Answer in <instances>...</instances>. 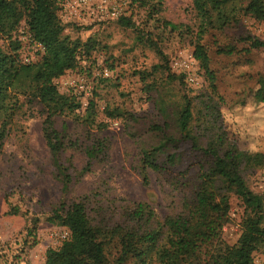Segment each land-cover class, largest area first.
<instances>
[{
	"label": "rangeland",
	"instance_id": "374dc122",
	"mask_svg": "<svg viewBox=\"0 0 264 264\" xmlns=\"http://www.w3.org/2000/svg\"><path fill=\"white\" fill-rule=\"evenodd\" d=\"M116 3L123 16L135 13L133 20L139 29L122 26L119 18L109 15L65 23L59 10L66 26L64 35L82 42L90 37L96 41V51L89 61L83 62L82 69L67 72L55 81L60 93L73 95L80 103L76 112L57 117L55 124L65 137L67 148L61 154V161L71 182H65L46 144L41 106L20 114L0 156V264H45L46 250L51 247L66 254L89 252L91 241L81 236L80 230L45 220L65 201L90 197L92 211L103 208L100 219L110 213L109 206L124 200L146 202L160 218L178 213L185 193L174 177H179V170L198 167L204 161L203 153L193 151L188 142L179 139L177 123L186 96L193 101L195 117L204 103L218 104L219 124L229 141L240 150L264 153V103H258L254 97L258 79L264 76V50L252 49L250 53L242 51L231 56L217 54V46L229 43L239 50L250 48L249 43L237 42L241 37L264 40V21L242 16L237 25L223 31L212 30L206 36L204 42L209 47L211 70L216 75L217 96L211 93L198 61L189 69L174 67L176 60L190 57L194 49L165 23L196 27L199 17L191 0H163L155 19L146 18L144 11L135 12L129 0H116ZM22 31L25 41L20 53L34 52L33 43L27 40L33 35L27 21L21 24L17 36ZM148 31L160 33L161 37L154 36V40L158 39L166 59L148 40ZM169 71L185 74V84L171 81ZM189 76H195V82ZM91 101L96 112L89 118L87 109ZM26 107L25 104V110ZM107 111L114 113V120L106 116ZM165 124L169 126L166 133L153 130L154 126ZM191 131L198 137L196 120L191 122ZM165 134L179 141L177 152L173 143L165 141ZM198 138L202 144L208 140L205 136ZM100 140L106 141V149L93 160L90 172L82 174L87 151ZM160 145H164L158 154L160 163H165L167 155L174 151L178 162L170 171H148V180L144 182L141 153ZM243 176L264 205V166L244 172ZM195 180L196 172H192L184 183ZM17 185L23 189L24 197L15 190ZM9 191L14 193L12 203L21 209L19 215L9 214L5 201ZM229 195L230 220L223 227L222 237L232 245L241 234L242 221L250 206L233 192ZM31 213L42 218L36 233L38 243L34 246L25 242L24 232ZM255 261L264 264L263 251L256 254Z\"/></svg>",
	"mask_w": 264,
	"mask_h": 264
},
{
	"label": "trees",
	"instance_id": "16d2710c",
	"mask_svg": "<svg viewBox=\"0 0 264 264\" xmlns=\"http://www.w3.org/2000/svg\"><path fill=\"white\" fill-rule=\"evenodd\" d=\"M129 1L135 12L144 11L148 19H155L163 4V0ZM191 1L199 17L196 27L165 25L172 26L171 32H177L194 49V58L206 74L211 93L219 96L216 75L211 70L209 47L204 40L212 30L223 31L237 25L242 16L264 21V0ZM60 2L0 0V156L4 152L5 141L13 131L15 119L40 105L45 116L43 134L46 144L65 182L70 183L71 177L61 161V154L67 148L65 137L55 124L57 117L76 112L80 103L75 96L60 93L55 81L67 72L82 69L83 62L89 61L96 51V41L90 37L82 42L64 35L66 26L59 17ZM134 14L120 17L119 24L139 29L133 20ZM24 21H27L35 40L44 47L41 59L32 64L24 63L20 57L23 45L17 32ZM146 34L158 54L166 59L158 39L154 40L161 37L160 33L148 31ZM237 42L249 43L250 48L239 50L229 43L217 46V54L231 56L242 51L250 53L252 49L264 50V40L256 37H241ZM167 66L168 61L165 62L166 69ZM185 76L183 73L168 72L171 81H180L181 84H185ZM254 97L258 103H264V76L258 79ZM185 102L177 123L179 139L188 142L193 151L203 153L204 161L198 163V167L179 170V177H174L185 193L180 211L160 218L150 204L124 200L119 205L114 203L109 206L111 214L107 213L100 219L103 208L92 211L89 208L90 197L65 201L45 220L53 225L80 230L81 236L90 239L92 247L83 254H66L48 248L45 264H257L256 254L264 252V205L260 195L247 185L243 173L263 167L264 153L240 150L229 141L219 124L221 113L218 104L210 106L204 103L195 117L192 99L186 96ZM87 111L89 118L95 116L94 101H91ZM106 116L115 119L113 112L107 111ZM193 120H196L198 137L208 139L205 144L191 131ZM168 128L165 124L164 127L154 126L153 130L166 133ZM165 138L166 142L174 144L177 152L180 146L176 143L179 141L168 138L166 134ZM162 147L164 145L142 151L141 175L144 182L148 180V171L166 172L176 166L178 154L175 151L167 155L165 163L159 162L158 154ZM105 149V140L92 145L87 151L88 160L82 174L90 172L93 160ZM192 172H196V180L184 183ZM14 187H17L15 190L20 197H24L20 185ZM231 192L250 206V212L242 221L241 234L232 245L222 237L223 227L230 220ZM13 195L12 191L6 192L5 201L9 214L19 215L20 207L11 201ZM31 214L24 232L25 242L34 246L38 243L36 233L42 218Z\"/></svg>",
	"mask_w": 264,
	"mask_h": 264
},
{
	"label": "built area",
	"instance_id": "2783aa9c",
	"mask_svg": "<svg viewBox=\"0 0 264 264\" xmlns=\"http://www.w3.org/2000/svg\"><path fill=\"white\" fill-rule=\"evenodd\" d=\"M60 9L62 12V21L70 23L73 21L82 22L84 19L96 18L101 15H109L112 18L123 16L120 6L116 0H61ZM24 31L18 36V39L24 43ZM27 39L33 43L34 52L21 54L22 61L26 64H32L41 59V53L44 51L43 45L36 41L34 36ZM23 48V47H22ZM196 59L194 54L188 58H182L174 62V67L189 69ZM191 82H195V76L188 77Z\"/></svg>",
	"mask_w": 264,
	"mask_h": 264
}]
</instances>
